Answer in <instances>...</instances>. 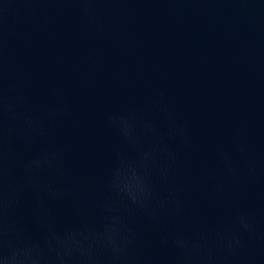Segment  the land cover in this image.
<instances>
[{"label": "clouds", "instance_id": "obj_1", "mask_svg": "<svg viewBox=\"0 0 264 264\" xmlns=\"http://www.w3.org/2000/svg\"><path fill=\"white\" fill-rule=\"evenodd\" d=\"M18 2L43 23L52 5L75 4L97 36L112 39L125 0ZM10 3L4 0L0 12ZM14 36L0 17V264H264V228L248 210L233 207L221 227L196 209L186 227L168 223L183 224L189 213L174 180L181 164L174 145L192 151L194 140L163 92L150 101L155 117L135 104L105 112L124 149H113L98 180L76 175L67 148L53 136L68 116L64 96L52 89L53 99L34 106L27 68L12 56ZM215 153L222 176L208 170L207 186L217 202L228 200L229 185L264 184V155L241 136L230 147L217 144ZM138 224L157 229L169 254L150 251Z\"/></svg>", "mask_w": 264, "mask_h": 264}, {"label": "water", "instance_id": "obj_2", "mask_svg": "<svg viewBox=\"0 0 264 264\" xmlns=\"http://www.w3.org/2000/svg\"><path fill=\"white\" fill-rule=\"evenodd\" d=\"M119 7L123 16L112 39L97 36L72 3L52 5L47 23L18 0L0 12L15 34L12 56L27 68L34 106L53 99L52 89L64 96L68 116L53 136L67 148L70 168L102 177L113 149H124L105 112L135 104L155 117L150 101L163 92L194 140L192 151L174 145L181 157L174 180L189 213L170 226L186 227L196 209L200 219L221 227L239 207L264 228V184L229 185L222 202L207 186L208 170L222 176L217 144L230 147L239 135L264 155V0H125ZM138 228L150 251L169 254L157 229Z\"/></svg>", "mask_w": 264, "mask_h": 264}]
</instances>
